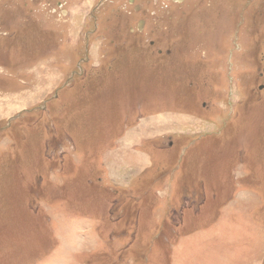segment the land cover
<instances>
[{
    "label": "rangeland",
    "instance_id": "1",
    "mask_svg": "<svg viewBox=\"0 0 264 264\" xmlns=\"http://www.w3.org/2000/svg\"><path fill=\"white\" fill-rule=\"evenodd\" d=\"M88 1L0 3V264H264V0Z\"/></svg>",
    "mask_w": 264,
    "mask_h": 264
},
{
    "label": "flooded vegetation",
    "instance_id": "2",
    "mask_svg": "<svg viewBox=\"0 0 264 264\" xmlns=\"http://www.w3.org/2000/svg\"><path fill=\"white\" fill-rule=\"evenodd\" d=\"M75 0H0L6 4L12 3L16 6L20 7L23 10H27L29 12H33L35 9H39L44 7V9H49L48 12H56V13H64L66 12V7L68 4L72 3ZM77 1V0H76ZM81 1V0H80ZM114 0H92L91 2L88 1L87 3L92 4L95 3L92 7V11H99L96 12L98 15L100 13V9L105 6H109ZM171 4L180 5L184 3L185 0H170ZM151 2H156V0H125V5H127L134 13V15H142L144 12V8L148 6ZM97 16V15H96ZM95 15L91 14V19L93 21V27L97 29L98 27V20L99 18ZM145 19V18H144ZM139 19L135 21L133 30H129L131 36L137 35L140 36L141 34L145 36V20ZM141 29V30H140ZM150 46H153V42L150 43Z\"/></svg>",
    "mask_w": 264,
    "mask_h": 264
},
{
    "label": "crops",
    "instance_id": "3",
    "mask_svg": "<svg viewBox=\"0 0 264 264\" xmlns=\"http://www.w3.org/2000/svg\"><path fill=\"white\" fill-rule=\"evenodd\" d=\"M136 155H137V153H136ZM137 158H138V157H137ZM137 158H136V156H135V159H134V161H137V162H138L139 158H138V160H137Z\"/></svg>",
    "mask_w": 264,
    "mask_h": 264
}]
</instances>
